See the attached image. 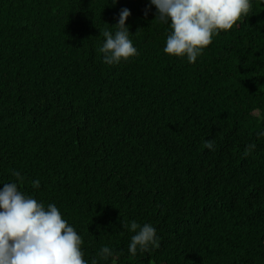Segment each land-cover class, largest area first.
<instances>
[{
	"label": "trees",
	"instance_id": "obj_1",
	"mask_svg": "<svg viewBox=\"0 0 264 264\" xmlns=\"http://www.w3.org/2000/svg\"><path fill=\"white\" fill-rule=\"evenodd\" d=\"M149 3L0 0V189L55 204L89 264H264V0L194 63ZM123 7L139 54L109 65ZM133 220L158 248L129 253Z\"/></svg>",
	"mask_w": 264,
	"mask_h": 264
},
{
	"label": "clouds",
	"instance_id": "obj_2",
	"mask_svg": "<svg viewBox=\"0 0 264 264\" xmlns=\"http://www.w3.org/2000/svg\"><path fill=\"white\" fill-rule=\"evenodd\" d=\"M117 2L112 0L113 4ZM152 5L157 10L156 18L170 25L164 52L186 56L189 63H194L214 35L232 29L241 16L248 15L251 0H150L145 16ZM130 15L129 8H121L115 32H102L105 40L100 52L104 63L119 64L139 54L126 24ZM257 135L264 136V130ZM204 147L214 150L211 140L206 139ZM254 148V144L246 146L245 154ZM13 174L22 179L19 172ZM39 186V180L33 181V187ZM123 227L134 233L128 245L132 256L160 246L157 229L150 223L141 225L133 220ZM83 243L82 236L62 218L55 204L45 207L43 202L21 192L16 182L3 184L0 189V264H89L84 259ZM116 256L112 248L103 246L91 264H107L110 259L115 264Z\"/></svg>",
	"mask_w": 264,
	"mask_h": 264
}]
</instances>
